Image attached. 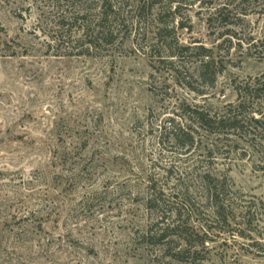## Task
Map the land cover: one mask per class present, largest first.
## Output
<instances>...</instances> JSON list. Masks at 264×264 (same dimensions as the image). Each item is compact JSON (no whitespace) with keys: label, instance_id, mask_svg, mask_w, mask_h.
Segmentation results:
<instances>
[{"label":"rangeland","instance_id":"obj_1","mask_svg":"<svg viewBox=\"0 0 264 264\" xmlns=\"http://www.w3.org/2000/svg\"><path fill=\"white\" fill-rule=\"evenodd\" d=\"M137 1H124L113 45L82 55L79 25L51 39L64 10L0 0V264H264V134L194 127L190 150L167 139L182 108L220 114L238 86L264 81V0H143L139 25ZM201 47L213 85L197 77ZM206 172L225 186L227 222L212 224ZM183 204L191 225L215 228L181 261L144 236Z\"/></svg>","mask_w":264,"mask_h":264},{"label":"trees","instance_id":"obj_2","mask_svg":"<svg viewBox=\"0 0 264 264\" xmlns=\"http://www.w3.org/2000/svg\"><path fill=\"white\" fill-rule=\"evenodd\" d=\"M48 1L53 7H56L58 11L64 10L63 12L66 13L64 15L62 14V19L56 24L60 31L56 30L54 35L51 36L54 43L58 44V42H64L63 32L70 33L71 38L73 27L77 25H79V28H83L82 33L84 35L85 45H87L86 50L81 52L82 55L89 54L90 49L92 47L96 48V45H100V43L104 45H113L117 40L118 35H115V28L113 25L122 23L121 17L124 15L122 6L125 0H84L86 3L92 1L96 4L97 9L95 8L94 10L91 6L89 9L83 8L77 14L72 12V10L78 5L83 4V0ZM159 1L160 0H151V7L159 3ZM146 7L147 5L143 3V0L137 1L136 14L133 18L136 19L138 25L142 23L141 13ZM92 11H95L94 14ZM92 25H94L93 29L91 28ZM163 31L167 32L165 29H163ZM59 32H61V35L58 34ZM163 34L164 33L159 32L157 35L161 37ZM88 38L93 40L88 42ZM184 50L189 51L191 48H185ZM197 50H202L201 60L197 67L198 80L203 84H208L207 79L211 78L212 80L209 85H213L215 83L216 74L214 72L210 74V70L215 65V59L212 53L203 47L197 48ZM170 56L177 57V54L175 52H170ZM236 91L238 95L237 103L235 105H230L225 112L220 114L211 115L200 106L190 105L187 109L182 108L183 112H180L181 115H178L181 122L176 124L175 119L170 121L172 130L168 133L169 138L167 139H171V143L175 147L190 150L198 144L196 141L199 136V132L196 130L197 128L207 131L209 135L219 136L226 132L229 133L230 131H234L245 136H252V138L256 140L259 135L258 131L264 134V112L259 108H254V106L256 107L264 103V81L258 80L253 84L238 86ZM252 106L253 109L250 110ZM253 113L258 114L260 118L252 116ZM200 141L201 139H199V143H201ZM219 143H222V141L220 140ZM212 145L214 148V142ZM211 151L213 152V149H211L210 152ZM203 179L207 185V200L212 208V224L216 225L218 222H227L228 219L225 214V186L222 184V181L212 175L211 172H206ZM154 192H156V190L153 189V193ZM149 201L150 203H157L154 207H159V205L163 207L167 202L162 194ZM184 201L190 203L188 199H184ZM184 207H186L185 204H183V207L180 209L175 208L162 213L161 220L151 226L144 236L153 241L154 244L162 245L165 251H168L172 257L181 261H184L183 259H185V256H198V247L205 245V242L208 240L207 235L209 231L215 228L209 225L208 220L204 219H200L198 222L201 228L191 225L189 219L195 212L192 210V207H187L184 214L182 212V210L185 209ZM204 230V236H200V232ZM191 237L198 238L199 241L192 243L190 240ZM175 238L183 241V247L181 249H179V246L172 247L173 243L176 244Z\"/></svg>","mask_w":264,"mask_h":264}]
</instances>
